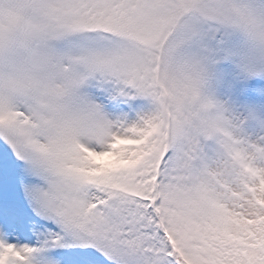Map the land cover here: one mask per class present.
I'll use <instances>...</instances> for the list:
<instances>
[{
  "label": "snow or ice",
  "instance_id": "snow-or-ice-1",
  "mask_svg": "<svg viewBox=\"0 0 264 264\" xmlns=\"http://www.w3.org/2000/svg\"><path fill=\"white\" fill-rule=\"evenodd\" d=\"M0 264H264V0H0Z\"/></svg>",
  "mask_w": 264,
  "mask_h": 264
}]
</instances>
